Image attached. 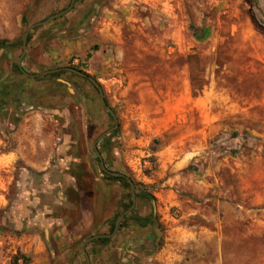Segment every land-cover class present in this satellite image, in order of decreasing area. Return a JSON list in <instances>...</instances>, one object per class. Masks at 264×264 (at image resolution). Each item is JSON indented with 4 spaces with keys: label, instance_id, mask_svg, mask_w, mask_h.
Listing matches in <instances>:
<instances>
[{
    "label": "rangeland",
    "instance_id": "374dc122",
    "mask_svg": "<svg viewBox=\"0 0 264 264\" xmlns=\"http://www.w3.org/2000/svg\"><path fill=\"white\" fill-rule=\"evenodd\" d=\"M69 1L0 0V264H84L127 202L92 149L113 125L96 88L16 66ZM27 35L24 72L99 85L102 163L151 196L88 264H264V0H74Z\"/></svg>",
    "mask_w": 264,
    "mask_h": 264
},
{
    "label": "water",
    "instance_id": "95a60500",
    "mask_svg": "<svg viewBox=\"0 0 264 264\" xmlns=\"http://www.w3.org/2000/svg\"><path fill=\"white\" fill-rule=\"evenodd\" d=\"M74 2V0H70L69 1V4L67 5L66 8L58 11V12H55L53 14H50L48 17H46L45 19L41 20V21H37V22H34L32 24H30L29 26H27L23 33H22V36H21V40H20V46H21V52H20V55L16 61V66L17 68L26 76L28 77H35V76H38V75H43V74H46V73H52V72H57V71H60V70H68L70 72H73V73H76L80 76H85L86 79L96 88L97 90V93H98V98H99V102L100 104L102 105V107L110 114L112 120H113V125L111 127H109L108 129L104 130L103 132H101L97 137L96 139L93 141L92 143V149L98 159V165H99V168L102 172H104L106 175L108 176H114V177H122L126 180L127 184H128V191H129V200H130V204L127 208H125L122 212H120L114 219V222H113V228H112V231L110 233H98V234H93V235H90L88 237H86L80 244V251L84 257V264H88V257H87V254L85 252V249H84V245L89 242L90 240H93V239H97V238H109L110 236H112L116 230H117V227H118V224L121 220V218L126 215L134 206V201H135V192H134V184L133 182L130 180V178H128L127 176H125L124 174L120 173V172H117V171H113V170H109L107 169L103 163H102V160L99 156V153L98 151L96 150L95 148V143L97 142V140H99L101 137H103L104 135H106L107 133H109L110 131L114 130L117 126V123H116V118L113 114V112L111 111V109L105 104L104 100H103V97H102V92H101V89L99 87V85L95 82V80L89 76H86L84 73L80 72V71H77V70H74L73 68H68V67H64V68H53V69H48V70H44V71H41V72H38V73H35V74H28L26 72H24L21 68V65H20V61H21V57L23 56L24 54V51H25V46H26V37H27V34L28 32L34 28L35 26H38V25H42L56 17H59L61 15H63L72 5V3Z\"/></svg>",
    "mask_w": 264,
    "mask_h": 264
},
{
    "label": "crops",
    "instance_id": "0c3cea01",
    "mask_svg": "<svg viewBox=\"0 0 264 264\" xmlns=\"http://www.w3.org/2000/svg\"><path fill=\"white\" fill-rule=\"evenodd\" d=\"M93 225L94 217L90 212L89 215L84 214L79 218L74 219L69 225L67 223H62L55 233H61L62 236L60 239H63L64 244H72L80 236L90 231Z\"/></svg>",
    "mask_w": 264,
    "mask_h": 264
},
{
    "label": "trees",
    "instance_id": "16d2710c",
    "mask_svg": "<svg viewBox=\"0 0 264 264\" xmlns=\"http://www.w3.org/2000/svg\"><path fill=\"white\" fill-rule=\"evenodd\" d=\"M27 40H28V35H27V37H26V41H27ZM6 43H7L6 41H0V46L4 45V44H6ZM52 74L54 75V74H56V73H52ZM106 177H107L108 179H110V180L118 181V182H120V183L123 185V187L128 188V184H127V182H126V180H125L124 178H122V177L108 176V175H106ZM135 187H136V185L134 184V191H135V196H136V197H137V196H142V197H145V198H147V197L150 198V197H151V196H148V194H146V193H144V192H142V193H138ZM126 198H127V202H126L125 204L122 205V210H121L120 212H122V211H123L125 208H127V207L129 206V204H130L129 194H128V193L126 194ZM120 212H119V213H120ZM119 213H117V214L114 215V219H115V217H116ZM131 214H132V210L129 211L128 214H126L125 216L122 217V219L120 220V222H119V224H118V228H120V227L123 225V222H124L126 219H128L129 217H131L132 221H133L136 225H138V226H140V227H143V226H146V225L152 223V220H151V218H152L151 213H149V214H148L147 216H145V217L131 216ZM112 228H113V224H110V225H109V231H108L109 233L112 231ZM108 240H109V238H97V239H94L93 241H97V242H100V243H106ZM91 241H92V240H91ZM23 261L25 262L26 260H23Z\"/></svg>",
    "mask_w": 264,
    "mask_h": 264
},
{
    "label": "flooded vegetation",
    "instance_id": "af4514ba",
    "mask_svg": "<svg viewBox=\"0 0 264 264\" xmlns=\"http://www.w3.org/2000/svg\"><path fill=\"white\" fill-rule=\"evenodd\" d=\"M82 77H85V76H82ZM4 82V80L3 79H1L0 78V90H6V89H9L10 90V88H6V86H2V83ZM10 92V91H9Z\"/></svg>",
    "mask_w": 264,
    "mask_h": 264
}]
</instances>
